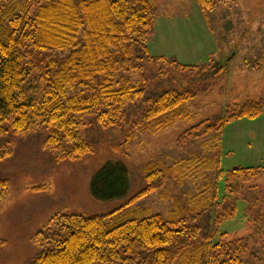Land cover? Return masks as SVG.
<instances>
[{"label": "trees", "instance_id": "obj_1", "mask_svg": "<svg viewBox=\"0 0 264 264\" xmlns=\"http://www.w3.org/2000/svg\"><path fill=\"white\" fill-rule=\"evenodd\" d=\"M197 1L209 11L218 6L216 0ZM156 11L154 0H0V139L10 131L26 136L40 129L47 132L44 148L55 160L72 161L93 153L80 132L88 118L105 129L128 126L124 143L115 147L124 154L138 134L155 135L193 120L187 105L195 92L148 91L145 62L183 72L199 69L150 55ZM154 75L165 78L163 71ZM229 111L192 127L178 144L204 140L206 149L209 136L229 122L262 115L264 102ZM7 155L0 152V163ZM144 171L145 187L128 197L129 168L122 161L107 163L95 175L92 192L101 200L127 197L125 205L104 215L53 217L36 234L41 250L29 264H245L251 240L264 231L260 216L247 238L229 240L221 227L236 217L238 200L246 199L242 188L264 174L263 168L223 172L216 158L195 156L170 168L149 163ZM197 171H217L225 196L208 182L187 201L174 199L168 217L134 208L154 193L165 196L170 179L179 184L187 172ZM7 185L0 178V190Z\"/></svg>", "mask_w": 264, "mask_h": 264}, {"label": "rangeland", "instance_id": "obj_2", "mask_svg": "<svg viewBox=\"0 0 264 264\" xmlns=\"http://www.w3.org/2000/svg\"><path fill=\"white\" fill-rule=\"evenodd\" d=\"M216 1L217 8L209 11L197 0H154L156 26L148 43L150 55L199 69L183 72L163 62H145L148 91L152 96L170 89L195 92L197 98L187 105L193 120H182L155 135L138 134L124 154L115 147L124 143L128 126L105 129L88 118L80 132L92 144L93 153L61 162L44 148L47 132L43 130L1 136L0 152L8 155L0 163V178L8 185L0 190V264H29L41 250L36 234L57 215H104L124 206L127 197L101 200L92 192L95 175L107 163L122 161L129 168L128 197L145 187L144 169L149 163L170 168L198 156L216 158L223 172L264 169V113L256 119L229 122L220 133L209 136L206 149L204 140L178 144L181 135L204 120H214L250 101L264 102V0ZM158 71L165 78L155 79ZM133 81L138 77L133 76ZM208 182L217 183L219 196H225L224 178L217 171L187 172L179 184L177 179L168 181L165 196L154 193L134 208L168 217L174 199L185 202ZM37 187L47 189L35 191ZM250 188L254 190L248 193ZM242 191L246 199L238 200L236 217L221 227L229 240L250 237L259 216L264 228V174ZM244 263L264 264V231L251 240Z\"/></svg>", "mask_w": 264, "mask_h": 264}]
</instances>
